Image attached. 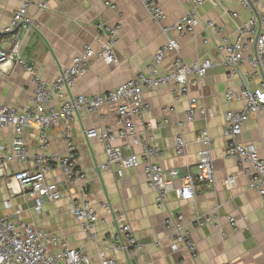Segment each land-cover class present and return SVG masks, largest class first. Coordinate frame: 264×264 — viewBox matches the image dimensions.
I'll return each mask as SVG.
<instances>
[{
	"label": "crops",
	"instance_id": "0c3cea01",
	"mask_svg": "<svg viewBox=\"0 0 264 264\" xmlns=\"http://www.w3.org/2000/svg\"><path fill=\"white\" fill-rule=\"evenodd\" d=\"M47 1L48 10H37L35 7L30 10V15L35 17L37 30L26 36L22 52L23 58L35 66L37 76L47 86L54 82L61 69L71 66L73 58L86 45L95 50L101 48L108 41L105 28L120 27L116 46L119 62L106 64L101 59H93L88 73L79 79L72 90L73 95L91 96L114 90L145 71L155 53L166 43L162 28L154 24L139 0ZM159 1L167 12L168 25L178 22L192 8V0ZM219 1V6L205 1L198 8V14L204 22H216L224 29V35L235 41L238 27L250 20L252 13L243 8L238 0ZM20 3L21 0H0V31L11 23ZM109 3L117 8L112 9ZM234 12L238 13L237 18L232 17ZM175 37L180 46L179 56L185 61L194 63L208 59L214 66L202 81L190 86L189 95L181 101L174 99L171 86L146 90L145 100L150 108L142 118L133 119L137 125V137L140 141L149 136L155 138L161 147V155L154 162L197 174L202 149L197 138L202 131L208 130L212 138L216 184L198 186L191 201H180L177 193L172 191L166 208L159 209L156 206L157 193L149 187L143 165L127 170L122 178L114 169L100 172L99 165L107 162L104 145L98 140L88 141L84 133L92 128L118 129V106L112 104L93 114L82 111L72 123L74 142L78 146L79 168L86 176L89 200L100 216L97 243L88 240L71 215L66 201L46 200L38 213L34 201L20 193L13 175L34 169L33 159L42 154V133L35 128L24 131L32 161L25 165L7 163L0 171V218L13 217L54 234L73 249L85 248L92 264H100L98 252L108 250V240L117 229L116 221L102 207L104 202H108L113 212L132 226L144 247L129 261L125 254H116L121 264H264V200L249 189V176L238 161L227 158L225 154V114L244 107L243 102H227L225 95L228 89L240 88V77L232 75L231 68L218 53L221 35L201 25L194 34ZM1 38L2 34L0 44ZM7 46L4 45L5 48ZM244 56L240 72L249 75L252 85L257 87L264 82V74L249 63L254 56L252 45ZM174 57L171 55L165 60L163 73L170 71ZM34 90L33 75L22 66L7 63L0 67V104L28 108L32 105ZM192 98L197 99V113L194 121L188 122L189 100ZM51 104L60 106L61 101L54 97ZM64 132L63 127L47 131V157L67 155ZM178 136H182L186 143L184 155L176 153ZM13 137L12 127L0 130V157L11 151ZM240 143L254 145L264 159V114L250 118L240 136ZM115 145H129V153H143L142 145L135 144L132 138L117 139ZM234 175L237 176V184L229 188L225 180ZM53 177L62 181L69 194L79 197L78 186L69 185L59 169L55 168L49 174L50 179ZM180 184L177 181L176 187H180ZM6 201L11 202L10 209L5 208ZM170 213L183 214L188 223L207 215H216L220 219L217 226L193 230L197 250L196 256H193L184 247L179 253L172 252L171 242L164 230V222ZM229 216L236 218L238 230L228 222Z\"/></svg>",
	"mask_w": 264,
	"mask_h": 264
},
{
	"label": "built area",
	"instance_id": "2783aa9c",
	"mask_svg": "<svg viewBox=\"0 0 264 264\" xmlns=\"http://www.w3.org/2000/svg\"><path fill=\"white\" fill-rule=\"evenodd\" d=\"M139 1L154 24L162 28L166 43L158 49L145 71L112 91L96 95H73L72 90L79 79L88 73L93 59H101L106 64L119 62L116 46L120 27L105 28L108 41L98 50L86 45L73 58L71 66L61 69L49 86L37 76L35 66L22 56L26 36L37 30L35 17L30 15V10L33 7L37 10H48L50 8L48 1L21 0L11 23L0 31L2 34L0 67L7 63H16L32 74L35 81L30 107L21 109L0 104V130L9 127L14 129L11 151L0 157V171L7 163L25 165L32 161L25 143L24 131L28 128L40 130L42 154L33 159L34 169L16 172L12 178L18 184L20 193L34 201L38 213L42 211L46 200L66 201L71 215L91 243H97L100 216L88 197L86 176L79 168L78 146L74 142L72 128L73 121L82 111L93 114L107 105L118 106L117 130L92 128L85 131V138L88 141L98 140L104 145L107 162L99 165L100 172L114 169L118 177L122 178L127 170L143 165L148 185L157 193L156 206L159 209L166 208L172 191L177 193L180 201H191L198 186L216 184L212 138L208 130L202 131L197 138V143L202 145V149L197 165L198 172L193 174L190 170L167 168L154 162V159L161 155V147L153 136L140 141L137 137V125L133 120L135 117L142 118L149 111L150 106L145 100L146 90L171 86L174 99L181 101L189 95L190 86L202 81L213 68L211 60L188 63L179 56L180 46L175 35L194 34L201 25L221 35V41L217 45L218 53L231 68L232 75H239L241 80L239 89H228L225 95L229 103H244L242 109L230 110L225 114L226 157L238 161L249 176V189L264 200V159L260 157L254 145L240 143V136L250 118L264 114V82L255 87L252 85L251 77L240 72V67L245 61V52L252 45L254 56L249 63L264 74V0H238L243 8L251 11L252 17L238 27L235 41L224 35V29L216 22H204L198 14V8L205 1L219 6L221 5L219 0H192L191 10L172 25L166 24L168 15L159 0ZM109 6L112 9L117 8L110 3ZM232 17L237 18L238 13H232ZM4 45L8 46L5 48ZM171 55H175L172 67L170 71L163 73L164 62ZM54 97L61 101L60 106H52ZM189 103L187 119L188 122H192L197 113V99L192 98ZM61 127L65 130L64 142L68 147V153L63 157L56 154L47 157L46 149L49 145L47 131ZM120 138H132L135 144L142 145L143 153H129L131 149L129 145L116 146L115 142ZM175 149L177 155L185 154L186 143L182 136L177 137ZM55 168L63 173L69 185L78 186L79 197L69 194L59 178H49V174ZM177 181L181 182L178 188ZM225 184L229 188H234L237 176H230L225 180ZM4 206L10 209L12 204L6 201ZM102 207L116 221L117 229L108 240V250L98 252L100 264H121L115 256L118 253L125 254L129 261L136 253L143 251L144 247L139 243L132 226L123 220L121 215H116L108 202H104ZM219 219V216L207 215L188 223L183 214L170 213L164 222V230L171 242L172 252L179 253L184 247L196 256L193 230L209 225L217 226ZM228 222L238 230L235 217L229 216ZM222 234L224 235L223 232ZM0 264H92V260L85 248L73 249L66 241L50 232L6 216L0 218Z\"/></svg>",
	"mask_w": 264,
	"mask_h": 264
}]
</instances>
